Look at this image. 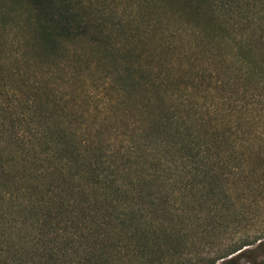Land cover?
Segmentation results:
<instances>
[{
	"label": "rangeland",
	"instance_id": "1",
	"mask_svg": "<svg viewBox=\"0 0 264 264\" xmlns=\"http://www.w3.org/2000/svg\"><path fill=\"white\" fill-rule=\"evenodd\" d=\"M80 1L95 9L92 18H98L102 33L94 39L83 36L68 41L55 55L16 52L3 44L4 34L12 36L15 30L0 33V169L10 165V174L24 171L25 177L37 181L38 188L50 186L48 172L54 165L41 160L42 145L32 142L25 132L52 127L44 115L53 114L67 131H74L75 141L87 140L100 147L93 153L101 154L104 172L124 192L118 194L120 201L140 199L145 207L148 197H158L156 187L166 185V208H155L150 217L169 234L193 219L189 214V219L178 222L184 214H179L181 209L188 213L194 207L202 216L207 208L199 198L203 183L222 196L218 208L226 209L219 225L201 233V221L194 220L190 225L198 231L184 236L189 239L186 247L182 239L178 242L172 237L174 249L185 254L169 261L168 246L170 250L160 251L162 264H187L182 259L187 251L214 253L255 238L258 240L238 253L237 262L264 264V38L252 30L248 20L234 16H227L224 27L216 29L181 10L182 4L175 0ZM145 100H153L161 113L173 111L182 122L181 132L177 133L173 123L164 131L150 129ZM13 110L16 112L11 113ZM10 132L16 140L6 142ZM177 137L185 146H194L192 152L202 154V159L196 158L198 163L183 159L180 150L170 146L168 150L177 160L171 161L168 155V169L159 170L156 161H138L144 159L142 147L155 146V139L169 142ZM202 162L204 167L199 166L197 172L201 174L190 179L193 189L188 193L184 185L193 173L191 168ZM149 164L155 169L151 175ZM62 171L76 186L85 183L76 176L70 178L74 165ZM149 176L154 179L145 180ZM9 182L7 175L0 176V186L6 188ZM73 183L67 182L72 190L63 193L78 202L56 217L54 211L47 226L70 231L68 238L55 243L60 252L54 264L147 262L131 243L125 245L129 240L124 226L110 221L112 210L107 211L106 205L113 201H104L85 184L88 200L96 201L99 211L93 214L95 218L89 216L76 224L81 209L86 216L91 209L83 198L78 199L79 188ZM227 187L230 191L225 192ZM2 191L8 193L4 199ZM21 193L0 188V228L5 227L4 234L18 231L19 236L13 234L12 240L21 241L26 251L20 262L36 264L38 252L25 238L34 236L29 223L46 211L42 206H30L28 193ZM80 228L83 233L92 231L95 237L76 238ZM48 239L54 242L53 236Z\"/></svg>",
	"mask_w": 264,
	"mask_h": 264
},
{
	"label": "trees",
	"instance_id": "2",
	"mask_svg": "<svg viewBox=\"0 0 264 264\" xmlns=\"http://www.w3.org/2000/svg\"><path fill=\"white\" fill-rule=\"evenodd\" d=\"M182 4L181 10L184 12L191 13L193 17L206 20V23L216 29L224 27L225 18L227 16H234L248 20L252 25V30L264 38V0H175ZM96 14L95 9L93 11L90 9L89 4L83 3L80 0H0V33L6 29L15 30L12 36L7 37L5 34L3 36V44L6 47L13 48L16 52L21 51L23 54L28 55L29 53L42 52L49 55H55L58 53L66 44L72 40L78 39L83 36H88L90 38H96L97 35L102 33L101 24L98 18H92V14ZM6 37V38H4ZM250 55L251 50L248 49ZM264 71V70H263ZM145 104L148 107L147 111L150 113L146 117L147 125L150 129L160 128L161 131L169 124H174L177 133L181 132V121L174 114L173 111H164L161 113L153 100H145ZM16 111H12L11 113ZM28 117V116H27ZM44 120L51 126H47L46 130L30 129L26 130L28 138H33L32 142L42 145L43 157L41 160L52 161L53 167L49 168V178L50 186L45 189L38 188L35 184L37 181L34 178L25 177V172L21 174L20 172L9 173L11 169L10 165H1L0 176L9 177V184L6 188H13L16 193L23 192L25 195L28 193V204L30 206H36L38 209L42 206L45 213L42 215L35 216L36 218L29 223L30 231L33 233V237L25 238V243L32 242L35 252H38L37 263L36 264H54L56 261V254L60 252V247L56 246L57 239L68 238L70 231L68 230H56L47 229V226L51 223L50 217H52L54 211L58 213L64 212L65 207H69L77 199L70 196L64 195L63 191L67 190L70 192L71 186H67V182L73 183V180L64 176L63 171L67 168L71 169L74 165L75 172L73 175L78 179L85 180V185L89 188H94V194H99L103 197V200L107 199L112 202V204L106 205L107 211L111 207V222H116L117 224L124 226V232H126V238L129 243L125 245L132 244L133 249L143 256L147 262H139V264H162L161 255L162 249L169 252V261H173L174 258H178L179 255H184L183 251L179 253L174 249L171 243H174L172 237H177L178 242L181 240V244L186 247L189 239H185L184 236H191L192 233L197 232L196 226L190 225L194 223V220L199 224L200 232L212 231L219 225L220 218L224 216L222 213L224 208L222 205L218 208V201L222 200V196H217L214 192V187L207 188L204 183L202 184V194L199 198L207 204L206 210L202 213L195 212V208L192 207L188 209V213L181 209L179 214L184 213L180 218L181 222L185 219H189V214L193 216V219L188 220L189 223L183 225L178 231L169 234L162 228V226L155 224V221L150 217V213L154 212L155 208L165 210L166 204L168 202L167 196L164 191L167 190L166 185H161L156 187L158 197H148V203L144 207L140 199L126 201L122 199L120 201L118 194L124 192L121 190L120 185H116V179L108 177V174L104 172V167L101 165L102 156L101 154H95V150H100V147L96 144L89 142L87 140H74L75 133L67 131L66 126L62 125V121H59V117L49 114L44 115ZM32 118L33 115H32ZM26 121V119H25ZM27 123V122H26ZM159 130V131H160ZM16 140L12 133L6 135V142ZM31 142V143H32ZM155 146L147 145L142 147V153L144 159L138 161H156L158 163L159 170L163 168L168 169L170 161L168 155L172 156L171 161H176L174 158L175 154H171L168 150L169 146L174 147V149L180 150L181 157L187 161H196L199 156L202 159V154L197 152H192L195 149L194 146H185L184 140L177 137L174 140L165 142L162 140L155 139ZM15 143V142H14ZM30 143V144H31ZM34 143V144H35ZM130 152V151H129ZM138 158L137 155H135ZM40 159V158H39ZM129 159H126L128 161ZM69 163V164H67ZM189 166L190 163H188ZM200 167H204V163H199L198 166H192V174L188 177L187 183L184 185V189L187 186L188 193H192L193 185L190 182L191 178L195 175L201 174L197 173ZM130 167V166H129ZM151 173L155 172L153 166L147 167ZM9 174V175H8ZM43 172V177H44ZM39 177V176H38ZM40 178V177H39ZM154 179L149 176L145 180L151 181ZM170 180V179H169ZM80 184L79 197L81 200L83 198L84 203L90 207V215H84L82 209V215H78L76 224L79 223L81 219H86V217L95 216V212L99 211L95 209L96 201L88 200L87 189ZM3 185V184H2ZM4 186V185H3ZM35 187V192L31 191V188ZM2 190L6 188L0 186ZM72 190V189H71ZM230 191L227 187L225 192ZM2 191L1 198L8 196V193ZM127 192V191H126ZM224 192V193H225ZM115 193L116 195H111ZM22 194V193H21ZM155 195V194H154ZM5 196V197H4ZM185 195H182L181 202H183ZM95 200V199H94ZM112 200V201H111ZM188 200V199H187ZM218 200V201H217ZM200 204V203H199ZM209 205V207H208ZM85 206V205H84ZM182 208V205H181ZM147 209V211H145ZM177 209L180 207L177 206ZM175 214L178 212L173 209ZM217 210L219 212H217ZM73 211V208L71 209ZM89 212V211H88ZM149 212V213H148ZM221 212V213H220ZM171 215L172 213L169 212ZM34 216V215H33ZM49 216V217H48ZM151 218V220H150ZM185 218V219H182ZM202 220L205 223L202 224ZM71 227L73 220L69 221ZM15 226V225H13ZM4 226L0 228V264H13L15 261L20 262L21 254L26 252L23 250V245L18 244L16 241L12 240L14 235L19 236L18 231H12V233L4 234ZM19 229V227H16ZM79 233L76 238L83 237L85 239H90L95 237V233L92 231L82 232V228L79 229ZM192 232V233H191ZM50 238L53 236L52 242ZM70 238V237H69ZM48 239V240H47ZM258 238L252 241L242 240L239 243L229 245L226 249H217L214 253H203V254H192L191 251L186 252V258H182L183 262L187 264H216L219 260V264H238L237 258L238 253L245 250V245L253 244ZM13 241V242H12ZM193 242V241H191ZM259 243V241L257 242ZM258 245V244H257ZM256 245V246H257ZM168 246L170 249H168ZM120 247V246H119ZM189 250V249H188ZM160 252V253H159ZM9 253H12L10 257ZM64 255L65 252L62 251ZM21 264H24L20 262Z\"/></svg>",
	"mask_w": 264,
	"mask_h": 264
}]
</instances>
